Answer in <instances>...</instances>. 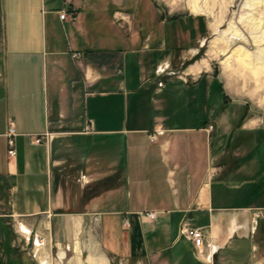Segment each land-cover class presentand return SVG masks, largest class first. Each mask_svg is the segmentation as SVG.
Masks as SVG:
<instances>
[{"label": "crops", "instance_id": "1", "mask_svg": "<svg viewBox=\"0 0 264 264\" xmlns=\"http://www.w3.org/2000/svg\"><path fill=\"white\" fill-rule=\"evenodd\" d=\"M202 40L154 0H0V264H264V132L208 63L155 74Z\"/></svg>", "mask_w": 264, "mask_h": 264}, {"label": "rangeland", "instance_id": "2", "mask_svg": "<svg viewBox=\"0 0 264 264\" xmlns=\"http://www.w3.org/2000/svg\"><path fill=\"white\" fill-rule=\"evenodd\" d=\"M154 1L161 14L165 15L166 20L169 18H184L187 26H191L198 31L201 39L203 37L207 39V41L202 40V47L195 57L186 60L180 67L172 68L176 74L163 76L185 77L187 84L190 85L196 76L186 75L184 72L187 71L190 65L203 63L202 61L206 60L208 67H210V73L215 79L216 92L213 93L218 92V96L220 95L223 99L221 106L229 107L232 111L243 110L245 118L251 119L250 122H256L264 132V86L257 87L261 83H256L254 80L256 76L255 67L264 64V53L260 52L264 48V41L259 38L264 29V0H207L211 14L199 16L191 14L186 9L185 4L188 0ZM201 1L198 0V3L201 4ZM191 19L198 21L188 23ZM214 22L221 31H226V37L234 35L228 48H225V44L222 42H218L219 45L212 44L217 36L211 27ZM235 31L238 32L237 35ZM240 47L249 55L245 58L243 64H239L232 57L235 48ZM211 49H214V53L217 54L211 55ZM259 55L261 59L256 61ZM227 61H229L228 66H226ZM222 62L225 64H222ZM257 73H259L258 75L261 74L257 77L262 76L261 78L264 81V72ZM240 134L242 133L240 132ZM263 203L262 201L255 205L259 206Z\"/></svg>", "mask_w": 264, "mask_h": 264}, {"label": "built area", "instance_id": "3", "mask_svg": "<svg viewBox=\"0 0 264 264\" xmlns=\"http://www.w3.org/2000/svg\"><path fill=\"white\" fill-rule=\"evenodd\" d=\"M120 15V13H119ZM118 18L120 20H122L121 17ZM67 13L65 11H61L59 13V18L61 20L65 19L67 17ZM69 19L71 21L75 20V16L74 14H71L69 16ZM123 21V20H122ZM71 56L75 59H78L81 56V53L78 51H74L71 53ZM155 73L157 76H163V75H174L176 74V72L169 67V65H164L161 66L159 65L158 67L155 68ZM157 86L158 88H161L163 86V82L162 81H158L157 82ZM90 129V125L89 122L87 121V125L85 128V131H88ZM14 136H15V131L14 128L12 126V124H8V129L6 132V142H7V156L12 157L15 155L16 151H15V147H14ZM36 142H39V139H35ZM140 217H146L149 218L150 220H153L155 218V212L153 211H145V212H140L139 213ZM18 230L19 232L23 235L24 240L28 243L29 241H31V244L33 247H37L39 248L41 246V242L38 240L37 234L31 232V230L29 228L26 227L25 230H23L21 228V225L18 226ZM180 232L181 234L186 237L187 239L191 240V242L193 243L194 247L197 248V251L199 253H202V255L206 256V260L208 262L211 263L212 261V255H213V251L211 250V244L208 242H205L204 240V230L203 228L200 227H188V226H181L180 227ZM32 234V235H31ZM30 238H32V240H30ZM207 247V252H204L203 250L201 251V247ZM204 253V254H203ZM32 255L34 256L35 253H32ZM42 264V263H40Z\"/></svg>", "mask_w": 264, "mask_h": 264}, {"label": "bare ground", "instance_id": "4", "mask_svg": "<svg viewBox=\"0 0 264 264\" xmlns=\"http://www.w3.org/2000/svg\"><path fill=\"white\" fill-rule=\"evenodd\" d=\"M202 3L201 4H199L198 3V0H188V1H186V4H185V6H186V9L191 13V14H193V15H209V14H211V11H210V8L208 7V3H207V0H202L201 1ZM211 27H212V29L214 30V32H215V35H217L216 36V38H215V40H213L212 41V44H214V45H219V43L218 42H222V43H224L225 45H224V47L225 48H228V46L230 45V43H231V40L234 38V35L232 34L231 35V37H226L225 35H226V31H221L220 29H219V27L217 26V24L214 22V23H212L211 24ZM229 29V28H228ZM235 33H236V35H237V31H235ZM231 34V33H230ZM260 38V40L262 41H264V29L262 30V34H261V36L259 37ZM211 48V47H210ZM215 51H214V49L212 50H210V54L212 55V54H217V53H214ZM261 53H264V48L260 51ZM261 55V54H260ZM260 55H259V57L258 58H256V61L257 60H260L261 58H260ZM249 55L247 54V52L245 51V50H243L241 47L240 48H235V50L233 51V53H232V57L233 58H235V60L239 63V64H243L244 62H245V58H247ZM203 63H205V64H207V61L206 60H204V61H202ZM201 63H198L197 64V67H196V70H199V65H200ZM222 64H225L224 62H222ZM228 64H229V61H227V64H226V66H228ZM256 65V64H255ZM263 65L264 64H260V66H258V67H255L256 68V70H255V77H254V80H255V82L257 83V82H260L261 83V85H256L257 87H263L264 86V81H263V78H261V77H257V76H260V75H258L259 73H257V72H264V68H263ZM162 66V65H161ZM203 69V68H202ZM257 73V74H256ZM264 91V90H263ZM23 227V226H22ZM26 228H23V230H25Z\"/></svg>", "mask_w": 264, "mask_h": 264}]
</instances>
